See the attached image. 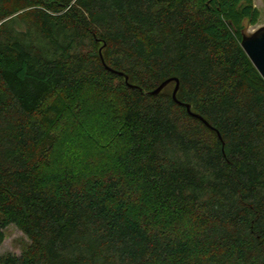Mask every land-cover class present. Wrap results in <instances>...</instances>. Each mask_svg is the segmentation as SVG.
Returning <instances> with one entry per match:
<instances>
[{"label":"trees","instance_id":"trees-1","mask_svg":"<svg viewBox=\"0 0 264 264\" xmlns=\"http://www.w3.org/2000/svg\"><path fill=\"white\" fill-rule=\"evenodd\" d=\"M257 18L0 0V245L11 225L29 240L0 264H264V79L240 45ZM170 78L182 104L175 82L150 94Z\"/></svg>","mask_w":264,"mask_h":264},{"label":"water","instance_id":"water-1","mask_svg":"<svg viewBox=\"0 0 264 264\" xmlns=\"http://www.w3.org/2000/svg\"><path fill=\"white\" fill-rule=\"evenodd\" d=\"M241 41H242L240 43L241 48L243 49V51L245 52V54L253 64V66L256 68V70H258V73L264 79V25L258 27L254 32H252L248 36L242 35ZM100 57L102 60L101 55ZM125 80L127 81V76H125ZM170 82H175L176 85L172 92V99L174 100V102H177L178 104H182L176 99V94L179 89V81L176 78H170L165 80L155 90L150 92V94L151 95L159 94ZM183 105H185L186 110L190 116L201 120L204 123V125L205 124L207 125L206 121H204V119L200 115L191 112L189 104H183ZM218 137L220 138L219 135Z\"/></svg>","mask_w":264,"mask_h":264},{"label":"rangeland","instance_id":"rangeland-1","mask_svg":"<svg viewBox=\"0 0 264 264\" xmlns=\"http://www.w3.org/2000/svg\"><path fill=\"white\" fill-rule=\"evenodd\" d=\"M251 5L258 11V18L256 24H250L249 20H243L241 37L242 35H250L258 27L264 25V0H250ZM170 92L172 93L173 87L170 86ZM2 216L0 215V220ZM4 241L0 245V256L5 254L20 255L27 251L29 246L28 238L16 228V226L11 225L4 229Z\"/></svg>","mask_w":264,"mask_h":264}]
</instances>
